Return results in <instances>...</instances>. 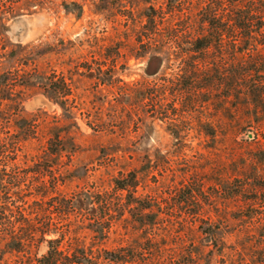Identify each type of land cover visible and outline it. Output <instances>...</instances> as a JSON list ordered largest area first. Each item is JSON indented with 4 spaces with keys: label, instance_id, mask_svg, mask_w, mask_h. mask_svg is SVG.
<instances>
[{
    "label": "rangeland",
    "instance_id": "rangeland-1",
    "mask_svg": "<svg viewBox=\"0 0 264 264\" xmlns=\"http://www.w3.org/2000/svg\"><path fill=\"white\" fill-rule=\"evenodd\" d=\"M198 6L200 19L207 3L198 0H0V140L13 158L6 170L0 161V182L15 202L14 230L34 236L25 260L47 252L45 201L95 185L111 191L121 171H136L137 195L162 207L159 228L127 209L99 239L89 218L101 208L91 205L87 218L70 212L86 245L103 248L105 264L133 255L141 264H264V132L235 94L231 32L205 49L206 87L189 89V42L209 33L207 23L184 29ZM161 10L172 26H161L159 52L146 44ZM63 80L67 99L58 92ZM11 234L0 222V264L18 259L6 252Z\"/></svg>",
    "mask_w": 264,
    "mask_h": 264
},
{
    "label": "trees",
    "instance_id": "trees-1",
    "mask_svg": "<svg viewBox=\"0 0 264 264\" xmlns=\"http://www.w3.org/2000/svg\"><path fill=\"white\" fill-rule=\"evenodd\" d=\"M217 1L218 9L213 6L215 0H198V4H201V2L207 3V7L201 8L204 10L203 15L198 19V15L201 13L200 6H198L196 12L193 9L188 13L187 21L184 23V29L191 34L195 26L196 31L202 30L204 23H207V31H209L208 34L202 32L193 34L189 42L190 48L188 51L191 54L185 61L188 87L194 92L206 87L204 81L207 79L203 76L205 72L203 58L205 49L210 47L213 42L222 44L225 32H231L230 37L235 41V59L238 66V69L235 70V94L240 98V103L246 109L251 110L252 115H255V118L258 119L255 127L264 132V121L262 122V118L259 119L261 116L264 117V0ZM167 15L166 12L161 10L155 17H151L152 28L149 29L147 34L146 45L154 49L153 44H155L159 48V52L163 51L165 46L158 45L154 41L161 34L162 25L165 26L163 29L172 26L171 18ZM179 31L181 30L176 32ZM173 34L176 40H171V42L175 41L178 44L177 39L179 36ZM168 45H170V48L172 47V44ZM237 46L238 49H236ZM63 83L64 88H58V92L67 99L72 94V88L65 80H63ZM231 87L233 88V84ZM246 121L251 123V117L249 116ZM9 149L8 145L0 140V161L5 165V170L10 160L13 159L10 157L11 150ZM11 168H13L12 176L17 180L19 178L17 165L14 164ZM192 183L198 186L199 191L201 190V182L193 181ZM112 184L111 191L100 190L101 185H95L93 188L85 192H79L71 198L53 196L50 200L45 201L42 205L45 211V221L41 241L47 243V252L40 257L36 256L34 259L29 257L25 260V256L21 253L28 249L30 242L34 240V236L22 235L14 230L15 221L12 222L10 216L14 213L12 205L15 202H13L9 191H7L8 187L1 181L0 222L4 226L11 225L12 240L6 243V248L10 249L6 252L17 253L18 259L14 264H105L106 258L102 254L103 248L88 247L84 239L87 236H84V238L79 236L75 232V224L71 223L69 219L70 212L78 209H81L79 211L81 217L87 218L86 212L90 210L91 205L103 210L101 215L94 214L92 218H89L92 219L91 223L94 225L95 232H97L96 237L99 239H106L110 236L116 215H124L127 209L130 212L132 209L136 210L132 212V215L136 217L135 220L139 223L143 225L151 224L157 228L161 226L164 218L161 216L162 207L159 205L157 210L154 208L157 205L155 204L156 198L151 195H146L144 198L137 195L140 180L136 171H121L118 176L113 178ZM241 191H244V186H241ZM78 196L84 201L81 207L76 206ZM191 198L196 203H200L197 194H191ZM16 208L22 214V206ZM199 211H196L193 216L196 221L203 219ZM53 233L55 234L54 237H47V235ZM152 235L155 238L157 233L153 232ZM95 243L97 244L98 241ZM2 259L0 258V261ZM115 261L117 264L143 263L135 255L130 258L121 256ZM3 264L9 263L5 262Z\"/></svg>",
    "mask_w": 264,
    "mask_h": 264
}]
</instances>
